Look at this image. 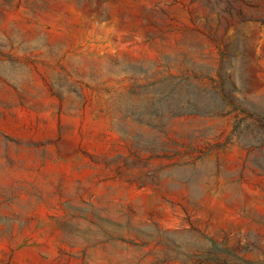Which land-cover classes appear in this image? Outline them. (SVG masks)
Wrapping results in <instances>:
<instances>
[{"label":"rangeland","instance_id":"1","mask_svg":"<svg viewBox=\"0 0 264 264\" xmlns=\"http://www.w3.org/2000/svg\"><path fill=\"white\" fill-rule=\"evenodd\" d=\"M0 0V264H264V0Z\"/></svg>","mask_w":264,"mask_h":264},{"label":"trees","instance_id":"2","mask_svg":"<svg viewBox=\"0 0 264 264\" xmlns=\"http://www.w3.org/2000/svg\"><path fill=\"white\" fill-rule=\"evenodd\" d=\"M213 3L217 6L223 5V4H227L226 5V9L230 10L232 9L233 5H232V0H212Z\"/></svg>","mask_w":264,"mask_h":264}]
</instances>
